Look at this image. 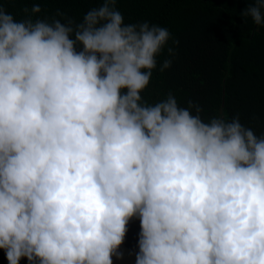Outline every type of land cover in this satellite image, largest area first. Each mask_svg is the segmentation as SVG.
Listing matches in <instances>:
<instances>
[{
  "label": "clouds",
  "instance_id": "9594fccd",
  "mask_svg": "<svg viewBox=\"0 0 264 264\" xmlns=\"http://www.w3.org/2000/svg\"><path fill=\"white\" fill-rule=\"evenodd\" d=\"M116 3L67 23L0 6L8 264H112L133 218L136 264H264V135L238 116L205 121L171 94L143 101L170 33L125 24ZM241 15L264 27V0Z\"/></svg>",
  "mask_w": 264,
  "mask_h": 264
},
{
  "label": "trees",
  "instance_id": "16d2710c",
  "mask_svg": "<svg viewBox=\"0 0 264 264\" xmlns=\"http://www.w3.org/2000/svg\"><path fill=\"white\" fill-rule=\"evenodd\" d=\"M101 0H0V6L17 21L69 19L82 22L84 15L99 7ZM255 0H117L125 24L147 22L170 33L156 57L149 85L141 93L143 101L156 104L169 94L179 106L201 109L208 121L219 117L240 123L264 135V27L241 15ZM34 4L41 12L32 13ZM178 41V43H174ZM82 46H78L79 51ZM173 50L169 55L168 49ZM165 59L171 67L160 71ZM195 115V107L192 108ZM123 242L139 252L140 221H129ZM0 264H8L0 249ZM19 264H29L21 258Z\"/></svg>",
  "mask_w": 264,
  "mask_h": 264
},
{
  "label": "water",
  "instance_id": "95a60500",
  "mask_svg": "<svg viewBox=\"0 0 264 264\" xmlns=\"http://www.w3.org/2000/svg\"><path fill=\"white\" fill-rule=\"evenodd\" d=\"M136 255L135 252L122 242L118 247L116 254L111 257L112 264H136Z\"/></svg>",
  "mask_w": 264,
  "mask_h": 264
}]
</instances>
